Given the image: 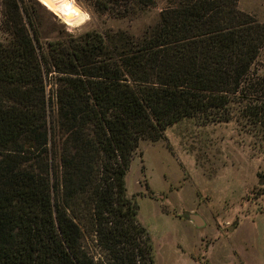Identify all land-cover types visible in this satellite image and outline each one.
Masks as SVG:
<instances>
[{
	"label": "trees",
	"instance_id": "16d2710c",
	"mask_svg": "<svg viewBox=\"0 0 264 264\" xmlns=\"http://www.w3.org/2000/svg\"><path fill=\"white\" fill-rule=\"evenodd\" d=\"M1 1L0 264H155L127 194L134 152L195 118L235 121L264 153V23L239 0H167L141 35L43 42L26 0ZM94 3L127 16L156 0Z\"/></svg>",
	"mask_w": 264,
	"mask_h": 264
},
{
	"label": "rangeland",
	"instance_id": "374dc122",
	"mask_svg": "<svg viewBox=\"0 0 264 264\" xmlns=\"http://www.w3.org/2000/svg\"><path fill=\"white\" fill-rule=\"evenodd\" d=\"M26 1L43 42L64 31L125 30L138 36L158 22L167 4L156 0L146 11L115 16L99 10L95 0H70L81 12L71 27L42 0ZM1 5L0 0V41L6 42ZM238 7L264 23V0H239ZM261 59L264 63V51ZM251 141L235 121L203 124L186 118L160 140L141 142L126 187L149 232L155 264H264V153ZM191 213L204 224L191 221Z\"/></svg>",
	"mask_w": 264,
	"mask_h": 264
},
{
	"label": "bare ground",
	"instance_id": "6f19581e",
	"mask_svg": "<svg viewBox=\"0 0 264 264\" xmlns=\"http://www.w3.org/2000/svg\"><path fill=\"white\" fill-rule=\"evenodd\" d=\"M50 9L64 17L68 25L75 26L81 16V12L70 0H42Z\"/></svg>",
	"mask_w": 264,
	"mask_h": 264
},
{
	"label": "water",
	"instance_id": "95a60500",
	"mask_svg": "<svg viewBox=\"0 0 264 264\" xmlns=\"http://www.w3.org/2000/svg\"><path fill=\"white\" fill-rule=\"evenodd\" d=\"M188 218L193 221L197 226H202L204 224L203 219L199 214L191 213Z\"/></svg>",
	"mask_w": 264,
	"mask_h": 264
}]
</instances>
